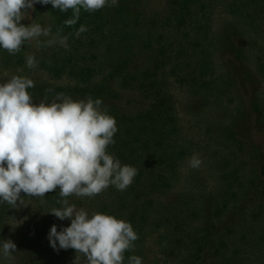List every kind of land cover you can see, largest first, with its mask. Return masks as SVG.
Segmentation results:
<instances>
[{
    "label": "trees",
    "instance_id": "trees-1",
    "mask_svg": "<svg viewBox=\"0 0 264 264\" xmlns=\"http://www.w3.org/2000/svg\"><path fill=\"white\" fill-rule=\"evenodd\" d=\"M139 2L118 0L93 12L80 8L78 16L73 9L35 3L54 37L36 53L37 66L65 82L33 80L28 91L34 103L51 102L58 93L100 98L115 118V143L107 151L137 175L123 191L109 186L111 200L104 196L98 206L137 233L124 258L133 256L149 231L163 228L182 253L177 264H250V255L264 250V0H165L162 12L137 10ZM218 6L223 21L216 29ZM82 25L87 31L77 36ZM60 37L67 48L56 42ZM27 56L23 45L15 55L0 48V66L23 72ZM11 77H0V83ZM174 83L191 92L196 108H216L205 128L214 184L184 192L178 190L181 169L193 144L184 138ZM126 91L142 103L140 110L117 104ZM62 199L57 187L44 197L22 192L15 206L0 202V248L19 209L31 202L50 218L23 226V264L75 259L74 249L57 242L54 250L48 239L53 224L60 231L69 223L50 213ZM67 199L76 206L82 201ZM42 248L45 258L38 255Z\"/></svg>",
    "mask_w": 264,
    "mask_h": 264
},
{
    "label": "clouds",
    "instance_id": "clouds-1",
    "mask_svg": "<svg viewBox=\"0 0 264 264\" xmlns=\"http://www.w3.org/2000/svg\"><path fill=\"white\" fill-rule=\"evenodd\" d=\"M51 4L60 11L80 8L93 12L106 6H116L118 0H0V48L15 55L25 41L50 35V28L39 23L24 25L26 10L34 3ZM87 31L81 26L76 35ZM56 42L67 48L66 37ZM51 45L53 40H48ZM29 68L37 61L26 57ZM34 81L12 76L0 83V202L10 205L22 203L21 193L44 197L59 188L57 203L61 208L50 211L55 217L70 219L67 227L57 231L53 224L48 233L51 247L72 248L83 258V264H124V253L134 248L138 239L132 225L122 219L93 213L69 203V196L95 197L109 186L123 191L133 182L137 169L121 164L108 146L114 144L116 120L101 107L100 98L74 100L58 93L51 102L42 99L34 103L28 89ZM202 161L193 155L189 164L199 167ZM4 257L16 251L11 240H4L0 248ZM129 264H142L139 256H131Z\"/></svg>",
    "mask_w": 264,
    "mask_h": 264
},
{
    "label": "rangeland",
    "instance_id": "rangeland-1",
    "mask_svg": "<svg viewBox=\"0 0 264 264\" xmlns=\"http://www.w3.org/2000/svg\"><path fill=\"white\" fill-rule=\"evenodd\" d=\"M164 1L165 0H140V2L137 3V10L141 9L139 7H143L144 11L146 12H162L165 9ZM133 5L134 4H132V6ZM26 11L25 18L22 19L20 23L24 25H28L30 23H39L42 27H48V18L46 16L36 14L35 3L32 9H28ZM214 12H216L213 20L214 28L217 29L223 21L222 6H218L217 10ZM120 24V19H117L115 23V29L120 28ZM141 32L142 29L138 28L137 33L140 34ZM38 39L40 41V46L37 45V40L26 41L23 44L27 55H33L36 61V53H39L40 50L46 46V42L48 40H53L54 42L53 35L51 37L50 35L47 37L41 36ZM20 73L23 74L24 77L32 80H41L42 78H45L49 82L56 83L59 81L53 80L47 75L42 74V71L37 65L34 68L28 67V69L24 70L23 72L21 70L18 71L7 69L0 66V77L7 78ZM59 82L65 81L62 80ZM171 90L175 97L177 111L181 119L184 138L193 144L191 154L183 162L178 190L184 192L187 190H197V188L201 186L212 185L215 181V174L213 175L212 165L208 159V155L210 153L209 149L212 141L207 139L205 128L213 122L216 108H211V106L196 108L195 97L190 91H188V89L183 88L178 84L174 83L171 86ZM136 98V95L126 91L123 93V99L119 102L117 101V104L131 111L140 110L142 107L139 106H141L142 103H140ZM104 105L105 103H102L101 107ZM193 155H197L202 161V163L197 168H193L189 164V160ZM104 196L108 201L111 200V195L108 194V188L95 197L81 198L82 201L80 202V206H77V208H84L88 212L89 216L96 212L101 213L98 204L103 201L102 197L104 198ZM47 215L48 214L46 213H40L36 204H32L31 202H26V204L21 209H19L12 221V230L7 238V240L14 242L16 245V251L11 253L8 257H4L2 251H0V264H23L22 258L24 255V246H21V238L22 235L25 234L23 226L30 221L45 219ZM48 218H50L49 215L46 217V219ZM66 221L69 222V225L70 219H64V222ZM167 231L169 230L163 228L160 230L154 228L152 231H149L145 236V239H143V242L140 244L141 246H139V248L136 249L132 254L139 256L142 259V264H177L182 258V253L179 252L178 245H176L173 235ZM47 252V249L42 248L38 255H40L42 258H45L47 256ZM79 256L80 254L78 253L76 257ZM76 257L67 264H83V258L81 257L80 259H76ZM129 258L130 256L124 258V264H129ZM250 259V264H264V250L261 252V254L255 253L250 255Z\"/></svg>",
    "mask_w": 264,
    "mask_h": 264
}]
</instances>
